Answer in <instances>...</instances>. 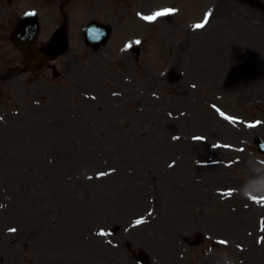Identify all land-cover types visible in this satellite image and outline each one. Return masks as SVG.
Instances as JSON below:
<instances>
[{
	"label": "rangeland",
	"instance_id": "obj_1",
	"mask_svg": "<svg viewBox=\"0 0 264 264\" xmlns=\"http://www.w3.org/2000/svg\"><path fill=\"white\" fill-rule=\"evenodd\" d=\"M126 5L115 27L143 38L140 55L78 51L76 34L59 76L45 68L0 89V264H138V250L154 264H212L184 243L206 230L242 245L237 264H264V201L247 191L264 174V0ZM143 5L153 23L136 18Z\"/></svg>",
	"mask_w": 264,
	"mask_h": 264
},
{
	"label": "flooded vegetation",
	"instance_id": "obj_2",
	"mask_svg": "<svg viewBox=\"0 0 264 264\" xmlns=\"http://www.w3.org/2000/svg\"><path fill=\"white\" fill-rule=\"evenodd\" d=\"M21 0H0V50L8 53L9 48H4V44H9L14 26L13 22L16 19V8L20 5ZM66 0H61L63 3ZM72 0H68L70 2Z\"/></svg>",
	"mask_w": 264,
	"mask_h": 264
},
{
	"label": "clouds",
	"instance_id": "obj_3",
	"mask_svg": "<svg viewBox=\"0 0 264 264\" xmlns=\"http://www.w3.org/2000/svg\"><path fill=\"white\" fill-rule=\"evenodd\" d=\"M247 191L252 195L264 196V174L255 176L248 184Z\"/></svg>",
	"mask_w": 264,
	"mask_h": 264
},
{
	"label": "snow or ice",
	"instance_id": "obj_4",
	"mask_svg": "<svg viewBox=\"0 0 264 264\" xmlns=\"http://www.w3.org/2000/svg\"><path fill=\"white\" fill-rule=\"evenodd\" d=\"M164 13H157L156 15H163ZM155 17H150V19H154ZM197 27L199 28V27H203V25H197ZM143 221H141V220H137L136 221V223L137 224H140V223H142Z\"/></svg>",
	"mask_w": 264,
	"mask_h": 264
}]
</instances>
